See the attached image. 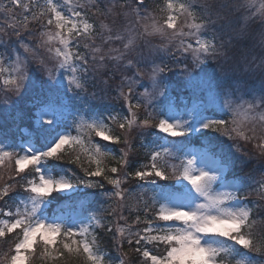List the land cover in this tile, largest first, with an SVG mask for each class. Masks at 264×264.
Returning <instances> with one entry per match:
<instances>
[{
  "label": "snow or ice",
  "instance_id": "obj_1",
  "mask_svg": "<svg viewBox=\"0 0 264 264\" xmlns=\"http://www.w3.org/2000/svg\"><path fill=\"white\" fill-rule=\"evenodd\" d=\"M259 223L264 0H0V264H264Z\"/></svg>",
  "mask_w": 264,
  "mask_h": 264
},
{
  "label": "trees",
  "instance_id": "obj_2",
  "mask_svg": "<svg viewBox=\"0 0 264 264\" xmlns=\"http://www.w3.org/2000/svg\"><path fill=\"white\" fill-rule=\"evenodd\" d=\"M256 80H258V79H256ZM253 158H255V157H253ZM255 159H256V158H255ZM247 164H248V163H247ZM246 166H247V165H246ZM245 171L248 172L247 169H245ZM257 230H264V223H259V224L257 225ZM105 244H106L107 248H108L110 251H112V249H113V245H112V243H111L110 241H105ZM124 250L127 251V250H128L127 247H125ZM112 254L115 255V252H113ZM37 264H40V262H37ZM128 264H138L137 256H136L135 253H133V252H129Z\"/></svg>",
  "mask_w": 264,
  "mask_h": 264
},
{
  "label": "rangeland",
  "instance_id": "obj_3",
  "mask_svg": "<svg viewBox=\"0 0 264 264\" xmlns=\"http://www.w3.org/2000/svg\"><path fill=\"white\" fill-rule=\"evenodd\" d=\"M250 85H257L260 87V83H259V80H254V81H249V86ZM245 169L248 170V172H251L253 169L256 170V174L259 175V171H260V160L259 159H255V158H252L247 166H245Z\"/></svg>",
  "mask_w": 264,
  "mask_h": 264
}]
</instances>
